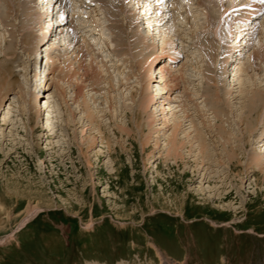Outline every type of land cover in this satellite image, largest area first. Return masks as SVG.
Returning a JSON list of instances; mask_svg holds the SVG:
<instances>
[{"label": "rangeland", "instance_id": "374dc122", "mask_svg": "<svg viewBox=\"0 0 264 264\" xmlns=\"http://www.w3.org/2000/svg\"><path fill=\"white\" fill-rule=\"evenodd\" d=\"M83 1L36 0L32 12L54 18L40 32L32 19L37 38L25 41L23 18L0 0V264H264V156L263 172L251 166L264 155V107L250 132L243 121L244 96L264 88V60H252L264 53V2L253 18L250 0H117L121 37L103 5ZM224 8L215 37L204 27ZM256 18L263 28L251 31ZM80 49L99 78L80 80ZM65 59L79 73L71 80ZM160 64L164 80L179 78L174 93ZM48 95L51 110L38 112Z\"/></svg>", "mask_w": 264, "mask_h": 264}, {"label": "bare ground", "instance_id": "6f19581e", "mask_svg": "<svg viewBox=\"0 0 264 264\" xmlns=\"http://www.w3.org/2000/svg\"><path fill=\"white\" fill-rule=\"evenodd\" d=\"M10 0H6V2H3V4L4 5H6L7 4V2H9ZM38 1V0H37ZM116 1L117 0H84L83 2H82V4H81V6H86V7H88V5L89 4H97V5H99L100 7H102V5L105 7V8H103L104 9V11H105V13H106V17H107V20L109 21V23H111V22H113L114 24H113V26H112V28L110 29L112 32H113V34L115 33V34H117L118 36H120V34H121V32H122V30H121V28H120V24H119V18H118V13L120 12V10L121 9H123V7L126 5V3H124V4H122V5H120V2H119V4H117L116 3ZM132 2H133V0H131ZM130 1V2H131ZM136 3H139V0H134ZM145 1V2H144ZM143 2L144 3H146V2H148L149 0H144ZM258 1H262V0H258ZM257 0H256V3H253V4H251V0H250V2H248L247 3V5L248 6H250V9L252 10V11H254V13H256L257 15H259L258 13L259 12H262V10H263V7H261V4H258L257 2H258ZM2 2V1H1ZM11 2H12V4H10V7L11 6H13L14 7V9H15V14L18 16V17H22L23 19H22V21L20 22V24H21V26H22V30H21V32L24 34V35H26V37H25V41L27 40V39H29L30 38V34L29 33H31L32 32V40L34 39V40H36V38H37V35H35V33H34V30H30V28H31V26L33 25V22H31V20L32 19H34L35 18V21H34V25H39V27H40V29H39V32L41 31V30H43V25H45V22H47V19H50L48 22H51L52 21V18H54L53 17V15L51 14V16H49V15H46V12H44L45 10L44 9H42L43 10V12H41V8L39 9L40 11H38V12H35V13H33L32 11H35L34 9L35 8H37V3H36V0H11ZM127 2H129V1H127ZM142 2V1H141ZM143 2H142V4H143ZM260 3V2H259ZM3 4H0L1 6H4ZM43 3H39L38 5L39 6H41ZM47 4H48V2H47ZM128 4V3H127ZM132 5V4H131ZM150 5V4H149ZM246 5V6H247ZM43 6V5H42ZM45 6V5H44ZM91 6V5H90ZM144 6V5H143ZM142 6V7H143ZM162 6V5H161ZM245 6V5H244ZM16 7V8H15ZM132 7V6H131ZM145 7H146V5H145ZM149 7L150 6H148V10H149ZM39 8V7H38ZM0 9H1V7H0ZM46 9V8H45ZM102 9V8H101ZM249 9V10H250ZM128 10V9H127ZM132 10V9H131ZM131 10H128V13H130V14H133L132 12H131ZM143 10V9H142ZM151 10V9H150ZM230 10H232V8L230 9ZM47 11H48V9H47ZM125 11H126V9H124V10H121V15L123 14V13H125ZM140 11V10H139ZM233 11V10H232ZM32 12V14H30ZM161 12V11H160ZM222 12V14H221V16L220 17H218L216 20H218V22L215 20V18H214V16H213V12L212 11H209V15H208V21L206 22V24H205V27H204V30H212L211 29V27H215V29H214V36L216 37V27H218V25L219 24H221V18H222V16H224V15H226L227 14V10L224 8L223 9V11H221ZM105 13H103V14H105ZM145 13V12H144ZM120 14V13H119ZM147 14V13H146ZM32 15V16H31ZM120 15V16H121ZM142 15V14H141ZM145 15V14H144ZM257 15H255L254 17H257ZM0 16L2 17V19H3V14L2 13H0ZM16 16V17H17ZM59 16V15H58ZM119 16V17H120ZM131 16H133V29H134V31H135V33L136 34H138V35H140L139 34V29H138V26H137V23H135V20H136V18H135V16H134V14L133 15H131ZM143 16V15H142ZM164 16V15H163ZM162 16V17H163ZM165 17V16H164ZM139 19V18H138ZM121 20V19H120ZM148 20V19H147ZM247 20V19H246ZM256 20H258V21H256ZM164 21V20H163ZM152 22V21H151ZM153 22H154V20H153ZM217 22V23H216ZM261 22V21H260ZM60 23H61V21L58 23V22H53V26L54 27H60ZM262 23V22H261ZM4 24V23H3ZM32 24V25H31ZM149 24V23H148ZM147 24V25H148ZM254 24H255V26L253 27V28H250L251 29V31L253 30V31H257V30H260V29H262L263 28V25H260V23H259V19L258 18H256L255 19V22H254ZM5 25V24H4ZM131 25V26H132ZM144 24L142 23V26H143ZM8 26V25H7ZM41 26H42V29H41ZM46 26V28H47V25H45ZM51 27H52V24L50 25ZM261 26V27H260ZM109 27H111V26H109ZM139 27H141V26H139ZM157 27H158V25H157ZM248 27V25L247 24H245L244 25V29L243 30H241V31H238V32H236V34L239 36V37H241L242 36V34L243 33H245V31H249L250 29H249V27ZM46 28H44V29H46ZM138 29V30H137ZM27 31V33L25 34L24 33V31ZM96 30V29H95ZM141 30V29H140ZM204 30H203V32H204ZM20 32V33H21ZM39 32H38V34H39ZM51 32V28H50V30H49V32L48 33H50ZM226 32V31H225ZM124 30H123V34H121V37H122V35H124ZM227 33V32H226ZM28 34H29V36H28ZM41 34V33H40ZM39 34V36H41V37H39L40 39L38 40V44H39V42H41V40H43V37L45 36H42V35H40ZM45 34V33H44ZM57 35H59V29H58V32H57ZM61 35V34H60ZM241 35V36H240ZM245 35V34H244ZM247 35V34H246ZM137 36V35H136ZM143 38H145V36H142ZM147 37V36H146ZM14 38V37H13ZM226 38V37H225ZM47 39V38H46ZM211 39V38H210ZM241 39H243V38H241ZM240 39V40H241ZM144 40V39H143ZM203 41H205V37H203V39H202ZM209 40V39H208ZM212 40V39H211ZM24 41V42H25ZM44 41H46V40H44ZM214 41V40H213ZM238 43L240 42V41H237ZM64 43V42H63ZM241 43V42H240ZM59 44V43H58ZM198 44H199V46H200V43L198 42ZM206 44H209V43H205V45ZM212 44V43H211ZM211 44H210V47H211ZM11 45H13V44H11ZM92 45V44H91ZM66 46H68V45H66ZM212 46H214L213 44H212ZM10 47V46H9ZM32 47V46H31ZM225 48H226V46H224ZM238 48L240 47L239 45L237 46ZM12 48V47H11ZM100 48V47H99ZM235 48V47H234ZM233 48V49H234ZM37 50V46L35 47V48H33L31 51H30V57L32 56V60L31 61H33V63H34V61H36L35 60V58L33 57V55H35L36 53H35V51ZM232 50V48L230 47V49H228V51L227 50H225L224 51V54H223V56H224V58H223V61L222 62H224V60H226V58H227V55H229V52ZM9 51V50H8ZM14 51V50H13ZM8 52L7 53V55H12V56H14V54H15V52ZM41 51V50H40ZM162 51H163V49H162ZM237 51H242V50H237V49H234V52H233V55L237 52ZM37 52H39V51H37ZM29 53V52H28ZM214 53V50L211 48V50L210 51H208V50H205L204 51V56H207L208 58L209 57H211V56H215V55H212ZM103 54V53H102ZM4 55V54H3ZM155 55V54H154ZM231 55V54H230ZM85 53H84V51L83 50H79V59H78V66H77V70H79V72H80V75H79V73H77V72H75L72 68H71V63L70 62H68L66 59H65V67H64V70L66 71V75H65V78L66 79H68V80H71V78L75 75V74H78L79 76H80V80H81V76H89V78L91 79V78H93V75L95 76V74H93V72L94 71H92L91 70V66L89 67V68H86L85 67V64H84V60H85ZM152 56V55H151ZM49 58H50V56H48ZM230 57V56H229ZM66 58V57H65ZM154 58V57H153ZM152 58V59H153ZM11 59V58H10ZM30 59V58H29ZM147 59H148V56H147ZM150 59V58H149ZM231 59V58H230ZM264 60V53H263V51H261L260 49L258 50H256L255 52H254V54H253V56H252V60L253 61H257V60ZM38 60V59H37ZM43 60V59H42ZM48 60V59H47ZM227 60H229V59H227ZM263 60H262V62H263ZM8 61V60H7ZM6 61V62H7ZM147 61V60H146ZM146 61H145V63H146ZM149 61V60H148ZM160 62V61H159ZM204 62H205V60H204ZM9 63V62H8ZM32 63V62H31ZM227 63V62H226ZM256 63V62H255ZM147 64V63H146ZM224 64V63H223ZM164 64H160L159 66H160V69H159V71H158V75L160 76V84H163V83H165L166 81H167V83L168 84H173L172 85V87H171V89L169 90L170 92H173L174 93V91L175 90H177V84H178V82H179V78L178 77H173V76H171V77H167L168 79H163L164 78V76L166 75V66L164 65ZM227 65V64H226ZM7 66V65H6ZM49 66V65H48ZM89 66V65H88ZM204 66V65H203ZM47 67V66H46ZM3 68V67H2ZM6 73H5V75L7 74V75H9V74H11L12 72L11 71H9V69L8 68H6ZM48 70V69H47ZM40 71H41V66H40ZM49 71V70H48ZM54 71V70H53ZM171 72V71H170ZM38 73V72H37ZM97 73V72H96ZM208 73V72H207ZM44 74H46V71H45V73ZM36 75H38V74H36ZM98 75V74H97ZM3 76V78H6V77H4V75H2ZM42 77H44V76H42ZM74 77H76V76H74ZM96 77V76H95ZM96 78H99V77H96ZM40 79V75L38 76V80ZM43 79V78H42ZM48 76H46L45 75V77H44V86H43V89L44 90H47V89H49V85H47L48 84ZM50 79H51V77H50ZM65 79V80H66ZM41 80V79H40ZM60 80V79H59ZM89 80V79H88ZM181 80V79H180ZM51 81H49V83H50ZM78 85L79 84H77L76 85V95L77 94H80V90H81V88L80 87H78ZM1 88H0V91L1 92H3L4 91V87H5V85L4 84H1ZM47 86V87H46ZM230 87H231V85H230ZM163 88H165V84H164V87ZM262 88V87H261ZM59 89V88H58ZM253 89V88H252ZM60 90V89H59ZM61 91V90H60ZM158 91H161L160 90V87L158 88ZM168 91V92H169ZM252 92H249L248 94H247V96H244V99H246L245 101H244V112H246L247 113V117H244V119H243V121L245 122V125H246V131L247 132H250L251 131V129L254 127V125H256L257 124V122L260 120L259 119V115L261 114L260 113V111H261V108H262V106L264 107V88L263 89H258V90H251ZM172 93V94H173ZM3 95L4 94H1L0 93V101H1V99L3 98ZM165 95H167V92H165ZM170 95V94H169ZM168 96V95H167ZM171 96V95H170ZM48 97H49V99H48ZM48 97H47V100H48V102H46L45 103V105L43 106L42 105V108L41 107H39V109H37V111L38 112H40V110L42 109L43 110V108H45V111L47 112L49 109L51 110V107H50V102H51V97H50V95H48ZM75 97H77V96H75ZM93 97V96H92ZM170 98H172V97H167V99H168V101L170 102L171 100H169ZM151 99V98H150ZM194 99V98H193ZM35 102L37 103V104H39V100L38 99H36L35 98ZM164 102V101H163ZM161 103V107H162V109L163 110H166V105L164 104V103ZM246 102V103H245ZM41 103V102H40ZM148 103V102H147ZM146 103V104H147ZM171 105V104H170ZM146 106V105H145ZM45 111H44V113H45ZM49 114H50V112H49ZM47 115L48 116V118L46 119V122H48V126H47V129L50 131V132H52L53 131V127L51 126V124L50 123H52L51 122V118H52V115ZM73 118V117H72ZM242 121V122H243ZM259 124V123H258ZM166 126H165V123H163V127H160V128H158L157 129V131H163L164 130V128H165ZM182 126L180 125V122H178L177 124H174L173 125V129H174V133H175V131L178 129V128H181ZM264 129V119L261 121V130H263ZM174 133L172 132V135H173V138H172V140H171V146H170V148L167 150L168 151V157H172V158H177V157H179V152H178V149L180 150V148H181V145H182V143L181 142H179L176 138H175V136H174ZM201 133V132H200ZM198 136L197 137H194V139H198L199 140V144H200V148H199V150H200V153L202 154V155H204L205 153H206V150H207V147H206V145H205V142H204V140H202V138H201V136H200V134L198 133L197 134ZM261 136H262V134H261ZM149 137H150V134H147L146 135V137H144L143 139V144H144V142L145 141H147L148 142V140H149ZM189 140L190 139V135L189 134H187V136H186V140ZM191 141V140H190ZM189 142V141H188ZM146 143V142H145ZM92 144V143H91ZM190 144V143H189ZM192 145V144H191ZM264 145V144H263ZM262 147V146H261ZM264 154V153H263ZM201 155V157H203ZM207 155H208V153H207ZM263 156L264 155H254L253 156V158H252V162H251V166L252 167H255V168H257V170L259 171V172H263L262 170V159H263ZM231 160V158L229 159V162H231L230 161ZM263 174H264V172H263ZM36 210H37V207H33V208H30L29 207V209H27L26 210V216L24 217V219L22 220V222H21V224H20V226L23 224V223H25V221L27 220V219H29L35 212H36ZM33 217V216H32ZM22 227V226H21Z\"/></svg>", "mask_w": 264, "mask_h": 264}]
</instances>
